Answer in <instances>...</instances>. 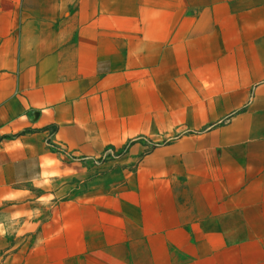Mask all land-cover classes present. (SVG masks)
Listing matches in <instances>:
<instances>
[{
  "label": "crops",
  "instance_id": "0c3cea01",
  "mask_svg": "<svg viewBox=\"0 0 264 264\" xmlns=\"http://www.w3.org/2000/svg\"><path fill=\"white\" fill-rule=\"evenodd\" d=\"M0 264H264V0H0Z\"/></svg>",
  "mask_w": 264,
  "mask_h": 264
},
{
  "label": "rangeland",
  "instance_id": "374dc122",
  "mask_svg": "<svg viewBox=\"0 0 264 264\" xmlns=\"http://www.w3.org/2000/svg\"><path fill=\"white\" fill-rule=\"evenodd\" d=\"M50 133H54L55 130L49 129ZM51 135L47 137L46 144L51 152L57 154L58 156H74L69 154L65 149L61 148L60 146H57L51 141ZM166 138H157L156 142L148 141L144 138L128 142L127 144L121 146V147H114L109 146L105 148L101 153H98L95 158L92 161H87L86 166L88 168L94 169L99 175L106 170L107 164L108 167H111L110 169H116V167L120 168L122 167L121 164L124 160L127 159V156H144L145 153H148L150 150L163 146L166 144ZM136 151L133 155H131L132 148L135 147ZM71 162L75 160H69ZM85 161H82L84 163ZM114 164V165H113ZM136 165V162L134 161L133 165L130 166V168L134 167ZM119 177H114V180L117 181Z\"/></svg>",
  "mask_w": 264,
  "mask_h": 264
}]
</instances>
